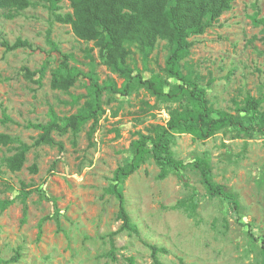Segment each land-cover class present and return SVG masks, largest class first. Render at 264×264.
Here are the masks:
<instances>
[{"label":"rangeland","instance_id":"obj_1","mask_svg":"<svg viewBox=\"0 0 264 264\" xmlns=\"http://www.w3.org/2000/svg\"><path fill=\"white\" fill-rule=\"evenodd\" d=\"M62 6L61 12L71 10L67 0ZM256 19H264V0H235L213 27L192 38L195 43L187 58L201 76L200 85L207 89L213 106L244 118L235 102L248 93L264 96V24ZM19 37L28 39L37 50L9 51L0 45V132L33 144L40 131L27 127L29 122H46L52 107L60 115L76 112L77 106L69 103L72 95L87 92L83 78L69 91L54 89L52 70L68 54L71 65L89 71L86 51L93 42L78 38L71 25L55 20L44 2L13 12L12 17L0 7V43H14ZM164 43L151 54L147 67L136 54L137 66L146 77L160 73L174 82L162 70L167 54ZM93 53L101 82L112 77L121 84L123 78L101 62L97 48ZM45 62L49 68L38 82V71ZM27 69L36 73L31 75ZM110 97L113 100L93 138L88 137V123L76 137L70 132L55 133L63 148L33 146L19 171H11L0 161V201L14 199L8 208L0 209V264H154L146 242L168 249L160 257L165 264L261 263L264 134L256 131L230 127L208 139H196L190 133L173 137L178 158L209 159L213 178L239 200V213L233 212L227 200L208 194L196 168L158 179L160 167L150 160L123 185L126 206L139 234L123 231L112 236L122 224L119 201L107 192L113 172L132 159L131 143L137 131L151 122L166 123L168 107L173 104L157 101L145 89L126 98ZM104 99H109L107 93ZM146 103L151 108L144 112ZM6 115L10 120H5ZM2 150L7 155L15 152L2 147L0 155ZM194 189L198 204L190 217L176 205L190 203ZM27 190L32 192L24 217L20 193ZM17 251L19 260L6 262Z\"/></svg>","mask_w":264,"mask_h":264},{"label":"trees","instance_id":"obj_2","mask_svg":"<svg viewBox=\"0 0 264 264\" xmlns=\"http://www.w3.org/2000/svg\"><path fill=\"white\" fill-rule=\"evenodd\" d=\"M63 1L0 0V7L7 9L10 17L13 12L18 13L44 2L52 10L55 20L71 25L78 38L93 42V47L86 51L91 65L89 71L71 65L68 54H64L63 59L52 70L51 85L54 89L69 91L80 78L85 81L87 92L72 95L69 101L72 106H77L76 112L60 115L52 107L50 118L46 122H29L27 127L40 131L33 144L24 142L18 136L0 132V149L9 147L15 150L12 155H7L2 150L0 161L11 171H19L33 146L51 144L63 148V143L57 141L54 134L65 135L70 132L76 137L88 123H91L88 137L93 138L100 120L106 113L107 104L113 100L110 95L126 98L145 89L157 101L173 105L168 107L170 118L166 123L151 122L144 129L137 131L138 137L131 143L132 159L119 165L113 172L107 192L119 201L118 218L122 224L112 236L123 231L139 234V228L133 222L126 206L123 185L150 160H154L160 167L158 179H165L170 173L182 172L189 167L196 168L208 194L227 200L233 212L239 213V200L213 178L212 165L207 157H196L194 161L180 159L172 147L173 137L178 133H190L196 139H208L232 127L244 132L256 131L264 134V96L255 97L248 93L242 101L235 102L236 110L244 112L245 118L224 109H217L210 101L207 89L200 85L201 76L187 60L195 43L192 38L203 35L213 27L225 12L233 8L235 0H67L71 10L61 12ZM256 22L264 24V19H256ZM49 41L54 45L52 40ZM161 41L165 42L164 48L167 51L162 70L168 77L174 78V82L160 73L146 77L137 66L136 54L141 56L147 67L151 54ZM0 45L9 51L24 47L32 51L37 50L28 39L21 37L14 43L3 40ZM56 48L54 45L53 50L58 51ZM95 48L98 49L101 62L123 78L121 84L112 77L101 82L96 70V57L93 53ZM48 68L49 62H45L38 71V82L45 76ZM27 71L31 75L36 73L28 69ZM106 93L109 99L105 101ZM146 105L144 112L151 108L149 103ZM5 120L10 118L6 115ZM31 192L27 190L20 193L24 202V217L28 214L26 200ZM198 196L197 190L194 189L190 203L180 201L176 206L185 208L192 217L198 204ZM13 203L14 199L2 200L0 209L3 211ZM47 218L46 216L42 219L40 228ZM260 243L262 261L259 264H264V238ZM146 244L151 248L154 264H165L160 257L161 253H168V249L152 243ZM19 257L20 252L17 251L16 255L6 262L18 261Z\"/></svg>","mask_w":264,"mask_h":264}]
</instances>
